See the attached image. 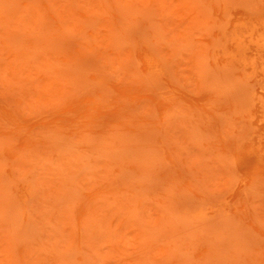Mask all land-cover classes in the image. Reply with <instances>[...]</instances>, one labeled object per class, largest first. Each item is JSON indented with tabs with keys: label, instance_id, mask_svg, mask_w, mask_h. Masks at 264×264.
Masks as SVG:
<instances>
[{
	"label": "rangeland",
	"instance_id": "374dc122",
	"mask_svg": "<svg viewBox=\"0 0 264 264\" xmlns=\"http://www.w3.org/2000/svg\"><path fill=\"white\" fill-rule=\"evenodd\" d=\"M262 18L0 0V264H264V85L230 40Z\"/></svg>",
	"mask_w": 264,
	"mask_h": 264
},
{
	"label": "bare ground",
	"instance_id": "6f19581e",
	"mask_svg": "<svg viewBox=\"0 0 264 264\" xmlns=\"http://www.w3.org/2000/svg\"><path fill=\"white\" fill-rule=\"evenodd\" d=\"M245 33L246 35L234 33L231 36V57L238 59L244 67H251L253 70L259 68L264 85V18L253 21Z\"/></svg>",
	"mask_w": 264,
	"mask_h": 264
}]
</instances>
